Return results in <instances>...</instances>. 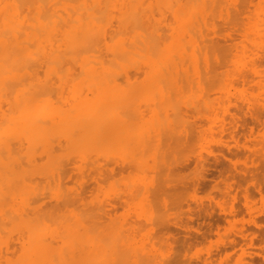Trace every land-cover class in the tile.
Instances as JSON below:
<instances>
[{
	"label": "bare ground",
	"instance_id": "obj_1",
	"mask_svg": "<svg viewBox=\"0 0 264 264\" xmlns=\"http://www.w3.org/2000/svg\"><path fill=\"white\" fill-rule=\"evenodd\" d=\"M256 1L258 3L257 4L255 3L256 4L255 8L251 9L252 11L245 7L248 10H245L243 12L242 10H244V6L243 7L241 6V4H240L241 2L239 0H0V250H2L0 252V264H56V263L60 264L61 259L59 260L57 257H55V256H57V255H55L56 253L53 254L55 250H56V252L58 250H60L59 247L56 248L54 246L55 240L52 241V239H51V238H55L53 236H51V237L48 236V237L50 238L51 242H53V246L55 248V250L52 252L53 255H51L54 257V259H52L53 257L50 258L52 260V263L50 262L51 260L48 261V259H46V254H48V255L50 254V252L46 253V245H47L46 242H50V241H46V239H47L46 233H47L48 229L53 225L55 220L61 219V217H62V215L60 217V214L57 215L58 210H56V208H55L56 204L53 205L52 203H50V204H52L53 207L55 206L54 208L56 210L57 217H54L55 220L53 222L52 221L53 219L48 218V216L46 215L47 214L46 213V203L48 202V201L46 202V196L51 189L49 187H46V183L48 184V182H49L48 181L49 176L53 175L55 172H57V174H58V171H61V170H62L63 174H61V173L60 174L62 176L65 175L64 177H61V178L67 177L68 175H66L65 172H67V171L69 172L68 169H70V167H72V166L66 165V164H71V162H69V156L65 157L68 159L69 163H66V164H64L65 162L62 163L64 160L66 161V159L62 158V156L60 157V160H61V161L59 160L60 162H57V160H55L57 162L56 163L54 161V159H52L53 157L55 158L56 156H57L56 157L57 159L59 157L57 155L58 151L56 152L55 150L59 149L58 146H59L60 142L64 139L67 141L66 143H64L66 145L70 144V145L75 147V145L81 144L82 147L78 148V150H76V152L74 151L73 154L79 155L80 159L82 158L81 161H83V159H87L88 157L90 158V157H92V155L96 156L97 152L100 153V151H101L100 149L102 147L101 144H100L99 151L89 152L93 149H96V147L92 148L90 146H92L93 144H95V146H96V144L98 143V142L96 143L97 139L99 141V140H102L103 137L110 136L108 134H110V133L112 134V132H114V130H115V134L118 133L116 131V129L119 130V133L117 135L120 136L123 132L121 130H124V131L130 130L129 129L130 125H129V127H128V125H125L126 123L128 124V122H130L129 120L135 119L134 121H137V120L139 121L141 119H145L147 115L146 116L141 115V113L143 114L142 110L145 111V107H144V109L141 110L142 112H140V110L137 109L139 107H136L134 105L135 102L133 103V105L130 104L131 101L129 99L132 98L131 100L134 101L133 99H138L140 97V96H138V98H137V96H136V94H138V93H136L137 90L134 87L135 84H138V87L136 86L137 89H141V90H139V92H141L140 95H143L142 89H147V87L145 88L144 86H149V88L151 86H153L152 89L153 88L155 89V87H156L158 90L156 89L157 92L153 91V93L155 92V94L156 93L158 94V97L160 96V99H158V100L160 102H163L162 107L171 108V106H172V109H170L173 111L172 112L173 114H171V115H174L173 116L174 119L173 118L172 119L175 120L176 122L181 121L179 124H181L183 119L185 118L184 117V109L188 108V106H189V105L188 106L186 105L187 107L185 106V108L183 105L180 106L181 103H183V99H181L180 94L182 92H184L185 89H190V88L201 86V88H199V90H200L199 91L200 92L199 97L200 98L199 97H198V99L195 98V99H197L196 102L198 101L197 104L194 105V103H196V102H194V100H193L192 102H194V103L193 104L190 103L191 104L190 106L191 107L194 106V108L197 110V112H198V114L202 120L200 122L209 121L210 123H208V124L210 125V128L212 127V130L215 131V132L213 131V133H215V136L217 134H219L220 137H221L222 133H225V132L228 133L229 131H232L233 128L235 129L237 125L241 126V127L245 126L242 123V121H245L244 117L237 116L235 114L236 110L232 111V108L234 105H237V107L241 108L243 104L242 103H240L241 105L239 104V102H240V100H238L239 97H238V99H237V97H234L236 99H232V97H230V94H231L230 89H227V88L229 85H234L237 88L239 87V85L240 86L241 85L247 86L246 88H248V87L249 88L245 91L246 93L244 96H246L248 103H249V106L251 108V110H250L251 111V113H250L251 118H253L254 120H257V121H261V117H263V116H261V112H259V110H260L259 108L264 109V0H256ZM244 2H247V0L246 1L244 0ZM249 2H251V3L247 2L249 4V7H250V5L254 6V4H252V2H255L254 0H250ZM243 4H246V3H243ZM240 7H242L241 11L244 14L245 13L247 14V12L249 13V10H250V14H251L250 17L245 18V19H247L245 21L242 18L243 22H244V23L242 22V24L240 22L241 18L237 19V17L240 14H242V13H240L241 11H239ZM232 9L235 11V13L236 12L239 13V15H237V17L234 16V12H232L233 11ZM167 14H169V15L167 16ZM217 15H219V17L221 15V18L223 19L226 26L229 25L228 27H231L234 30V32H226V29L223 28L225 31L222 33V31H221L222 27L219 28L221 24L216 23L217 22L216 20L218 18ZM242 16L243 15H241L240 17H242ZM167 17L169 20L167 19ZM242 19H241V21H242ZM166 25H168V26H166ZM166 27H168V29H166ZM221 39H222V41L225 40L224 42H222V44L225 42H228V44H229V42H230L229 45L226 44V45H228L226 50H225V47H224V50H222L223 47L220 48L219 45H218L219 48L217 47V44H220L218 42ZM231 53H233V54H231ZM223 67H225V68L228 67V69H226V72L221 70L222 71L221 73L225 72L224 75L228 76L229 79H231V80L227 81L228 80L227 79L226 81H224V78H221V79H223V83H219L220 81L222 82V80L219 81L220 77L218 79V77L216 75L218 74V72L220 73L219 69L223 68ZM131 73H134V76H135L134 77L135 80H133V82L129 81V80L133 79L131 77ZM70 75H72V76L74 75L76 77H72ZM224 75H222V76H224ZM214 76L216 78H214ZM211 79L216 80V81L218 79V81H217L218 84L217 83L216 84L219 88L222 87V89H219L215 84V87L218 88L217 90L218 91L221 90V92H220L221 95L216 100V101H218L220 99V101L218 102L220 104L218 106V108H221V109H216L217 111L214 110V108H217L216 104L214 103L215 100H214V98L211 99L213 96H211L209 94L210 92H214L213 89L215 88V87H213L215 81L213 82ZM121 80L122 81L126 80L128 82H131L132 84L131 83L130 84L128 83V84H129V86L134 85L133 87L135 88L134 91L136 94L134 93L133 90L131 92V90H129L130 88L129 89L127 88V92H126V90H123V92L125 91L126 93L125 92L124 93L128 94L129 93L128 90H129L130 91V94L128 95L129 97L127 95L123 96L124 93H123V95L121 94L123 96L122 97L120 95V92H121L120 87H122L124 85L122 84ZM207 81H209L208 87L206 86L208 84ZM165 83L170 88H173L171 90H169L170 88L169 89L167 88L168 91H170V92L172 91L171 92L172 94H170L167 91L166 87H164V88L166 89V91L169 94L167 93V95H165L164 92H166V91L163 92V90H165V89L162 87L165 86L164 85ZM210 83L213 86L210 85ZM124 84H125V82H124ZM227 84H229V85H227ZM116 85L120 86V87L117 86L118 90H115L116 88L115 89L110 88V87H112V86L114 87ZM205 86H206V88H205ZM63 88H64V90H63L64 92H62ZM65 88H66V91H65ZM161 88H162V90H161ZM207 88H209L210 92L208 91ZM113 89L115 91H119L118 93L120 96L116 95L117 92H115L114 94L116 95V97H114V94H113L114 90ZM225 90H227V91L225 92ZM189 91H191V90H189ZM160 92L162 93L161 95H160ZM53 93L55 94L54 96H53ZM226 93H227V95H225ZM51 94H52V98L54 97L53 99H55V97L57 99V96L60 98V100H59V98L57 100L58 103L59 102L61 103V104L59 103L60 105L57 104L56 102H55V104L54 103L49 104L48 96ZM111 94H113V96ZM131 94L133 95V97ZM178 95H180V96H178ZM130 96H131V98H130ZM144 96L146 97L147 95H144ZM155 96L156 95L150 96V100L153 99V97L155 98V100H157ZM173 96H175L176 98ZM224 96H226V97H224ZM124 97H125V99H124ZM134 97H136V98H134ZM172 97L175 98L174 101L178 100L177 98L179 97L178 101H179L180 105L176 101L172 102L173 101ZM127 98H129V99H127ZM225 98H226V100L227 99L229 100V101L227 100L229 102V103L227 102L228 105L224 103V102H226ZM143 99L144 98H141L142 103H143ZM128 100H129V102H127ZM139 100L140 99L137 100L138 104H140ZM223 100H225V101H223ZM50 101H52V99ZM155 102H154V104H156ZM212 102H213V104H212ZM127 103H128V105L135 106V109L137 111L139 110L140 117H138L139 116L138 114H137L138 116L133 117L135 115H134L133 111L130 110L131 108L129 109V111L124 108L125 106H128ZM148 103L149 102L147 101V104ZM172 103L173 104L175 103V106H176V104H178V105L176 107H173L174 105ZM124 104H125V106H124ZM144 104H146V103H144ZM150 104L151 103H149V105ZM112 105L114 107H115V105L116 106L119 105L120 107L124 106L123 108L125 109V112L123 111L120 115L118 113H116L119 115L117 117L115 115L116 110L115 111L113 110ZM141 105H143V104H140V107H141ZM257 106H259V108ZM128 107H126V108H128ZM111 108H112V110H111ZM151 108L152 107L148 108V110H151ZM167 108H165V109H167ZM159 109L157 108V110H159ZM235 109H236V107H235ZM121 110H123V109H121ZM185 110H187V109H185ZM190 110H191V108H190ZM110 111L112 114L114 112V115L117 118L113 119V117H112L110 119V117H108L111 114ZM160 111H161V109H160ZM261 111H263V110H261ZM134 112H136V111H134ZM169 112L171 113V111H169ZM165 113L166 112L164 110V114ZM191 113H192V111H191ZM144 114H146V113H144ZM167 114L165 116L162 115V116L166 117V121L168 120L167 117H169L171 119V117H170L171 115H169V113H167ZM187 115H188V113H187ZM130 116H132V117H130ZM143 116H145V118ZM137 117H138V119L136 120ZM160 118H162L161 120L163 121V117L160 116ZM115 119H116L117 123L112 122V120H115ZM236 119L240 122L238 123V121ZM173 120H172L173 123L172 122L171 123H172V125H174V127L182 125V124L178 125V123L176 125V122L174 124ZM234 120L237 121L236 126L232 122ZM110 121L112 123H114L115 125L114 124L111 125ZM131 121H133V120H131ZM138 121L136 122V124L138 123ZM142 122H141V125L143 126ZM184 122H185V119H184ZM187 122H188V120L186 121V123ZM190 122H188V123H190ZM145 123L146 122L144 121V124ZM154 123H155V121H154ZM162 123H163L162 125H164L166 123L164 126L167 125V122L163 121ZM171 123L169 122V125ZM129 124H131V122ZM155 124H157V122ZM134 125L135 124H133V126ZM169 125H167V126H169ZM233 125L235 127H233ZM160 126L161 125L157 124L156 127H160ZM164 126L163 127L161 126V128H160L161 131H164L163 129H165L164 134L169 133L168 138L170 137L169 139H171L170 132L168 131V130L171 131V129H168V127H164ZM183 126H185V125L183 124ZM183 126H181V127L183 128ZM189 126H191V125H189ZM195 126H197V125H195ZM181 127H177L178 131L181 130L180 129ZM186 127H188V125ZM186 127H184V128H186ZM190 128H188V129H190ZM201 128H203V127L201 126ZM131 129H133V127ZM138 129H137V131H138ZM152 129L150 131L151 133L153 132ZM177 129H176V131H177ZM188 129H187V131L191 130V129L190 130H188ZM209 129L207 131H209ZM173 130H174V128H173ZM212 130L210 132H212ZM155 131H156V129L154 130V133H155ZM176 131L174 130V133ZM178 131L176 132L177 135H173L174 137L178 136V134H180V132H178ZM200 131H202V130H200ZM203 131H206V130L203 129ZM157 132L159 133V135H162V133L159 130ZM171 132H173V131H171ZM126 133L127 132H125L124 135H129ZM130 133H132V131ZM143 133L144 134H142V133H135V134H140V135L142 134L141 135V141H140V144L142 146L140 145V147L145 148V146H146V148H147L148 147L147 146L148 145V143H147L148 139L149 138L151 139L152 137H150V136L146 137L145 136V135H147L148 132L144 131ZM182 133H183V131H182ZM135 134H133V135H135ZM117 135H116V137H118ZM155 135L156 134H154V135L151 134V136H155ZM184 135H186V133ZM188 135L186 136V138L188 137ZM201 135H202V132H201ZM213 135L214 134H212L211 136H213ZM219 135H218V137H219ZM122 136H123V134H122ZM122 136H120L118 138H122L123 140H126L125 138H123L124 136L123 137ZM129 136H130L129 137L130 139L131 138L135 139L132 135H129ZM142 136H144V137H142ZM163 136L160 137L159 141H162ZM203 136H205V135H203ZM112 137H113V135H112ZM114 137H115V135H114ZM155 137H157V135ZM155 137L152 140H156ZM209 137H210V135H209ZM61 138H62V140H60ZM145 138H147V139H145ZM56 139H57L58 143H57V141H54ZM136 139H138V138L136 137ZM178 140L179 139H177V141ZM107 141H109V140H107ZM116 141L118 143V141H122V140L118 139ZM127 141L129 142V140H127ZM131 141H132V139L130 140V142ZM157 141L158 140H156V142ZM163 141H164V139H163ZM104 142L105 141L103 140V143ZM123 142L124 141H122V143H121L122 145L121 144H119V145L124 146L126 142L125 143H123ZM171 142H173V141H171ZM54 143L55 144L57 143L58 146L57 145L54 146ZM67 143H69V144H67ZM100 143H101V141H100ZM164 143H166V142H164ZM262 143H264V142H262ZM90 144H92V145H90ZM166 144H168V143H166ZM260 144H261V141L258 145H260ZM107 145H108V143H107ZM109 145L112 146V144H109ZM114 145L117 146L116 144H113V146ZM149 145L153 146V144H149ZM157 145H159V144H157ZM182 145H184V144L182 143ZM182 145H180V146H182ZM72 146H70V147L72 148ZM167 146H165L166 147L165 149L169 148V146L168 147ZM55 147H57V148H55ZM62 147H63V145H62ZM104 147H105V145H103V148ZM64 148H65V145H64ZM67 148H69V147L67 146ZM135 148L133 146V149H135ZM150 148H153L152 150H157V149L159 150V148H160V150H161V148H164V147H163V143H161V145H159V147H157V149H154L155 148L154 146L150 147ZM262 148H264V147H262ZM116 149L118 150V148H116ZM116 149L113 150V152H119V151L121 152L122 151V150L116 151ZM136 149H135V154L137 155L136 152L139 151L140 149H138L137 151H136ZM70 150H74V149H69V151ZM147 150H148V148H147ZM147 150H144V151L146 152ZM158 150H157V152H158L157 155H159L160 152H162V151H158ZM171 150L172 149H170V151ZM111 151H112V149H111ZM111 151H109V153ZM140 151H142V150H140ZM63 152L66 153V150ZM128 152L130 153V151H128ZM147 152L148 153H144V152H142V153H144V155L145 154L147 155L150 153L149 151H147ZM105 153H107V152H105ZM109 153H107V156H110ZM129 153L127 155L128 157H129ZM142 153H139V155ZM55 154H56V156H55ZM58 154H60V153L58 152ZM102 154H103V152H102ZM117 154H119V153H117ZM162 154L163 153H161V155ZM76 155L74 157H77ZM139 155L136 158H138V159L140 158L141 164H137L138 161L137 162L136 161L135 162L130 161L131 164L127 163L128 164L127 168H128V166H131L134 163L135 166H137V167L132 166L131 168H139L140 173L141 172L143 173V171L145 170V174H146V172H147L146 170H148V168H147L148 163L146 162L147 160L144 161L145 157H142L143 160H141L142 158L139 157ZM150 155H151V153L149 155H147L146 157L149 158ZM153 155H155L154 151H153ZM142 156H143V154H142ZM167 156H170V155H167ZM172 156L174 157V155H172ZM172 156H171V158H172ZM111 157H113V156H111ZM117 157L115 158V156H114L113 158L117 159ZM161 157H163V156H161ZM164 157H165V154H164ZM136 158L134 160H137ZM102 159H104V158H102ZM126 159H128V158H126ZM51 160H53V161H51ZM79 160H77V162ZM88 160H87V162H88ZM91 160H92L90 162L91 164H92V162L96 163L95 161H93L92 158H91ZM119 160L121 161V159H119ZM128 160H131V159H128ZM128 160H126V161H128ZM157 160L159 161V163L162 161V159H160V155H159V158ZM157 160H156V162H157ZM107 161H108V164L111 163V161L106 159L105 164H103V166L100 168L101 172H100V169L97 168V170L99 171V173H98L95 170L96 167L94 169L95 172L98 174L103 173L104 175L106 172L110 173L111 171H109V167L106 169V172L103 170V167H104V165L106 166ZM51 162H53V164H51ZM77 162H73V163H77ZM85 162H82V163H85ZM99 162L100 161H97L98 164H100ZM116 162L115 163L113 162V163L118 164ZM150 162H151V160H150ZM170 162H172V161H170ZM145 163H147V164H145ZM167 163H168V161L166 162V164ZM119 164H118V166H121ZM124 164L125 163H123V161H122L123 167H125V165H126V164L125 165ZM162 164L164 165L165 163L157 164V166L161 167ZM62 165H66L69 168H67L66 166H62ZM87 165H89V164L87 163ZM138 165H142V166L145 165L147 167H145L144 170H142L143 169L142 166L139 167ZM159 165H161V166H159ZM82 166H84V165H81V167ZM98 166L100 167L101 165H98ZM166 166H167V170H168L170 167L168 168V164L165 165L164 167L166 168ZM173 166H175V165H173ZM73 167L75 168V170L77 169L75 171L72 168L75 171V174L77 172L80 173L78 171L81 168L80 166H78V167L73 166ZM106 167H104V168H106ZM64 168H66L67 170ZM117 168H119V167H117ZM129 168H128V170H129ZM63 169L66 171L63 172L64 171ZM162 169L163 168H161V170ZM91 170L93 171L92 168H91ZM118 170H120V169H118ZM131 170L132 169H130V171ZM161 170H158V171H160V173H161L162 172ZM70 171H72V170H70ZM88 171H90V170H88ZM122 171L124 172V169ZM133 171L134 170H132V172ZM158 171H155V173ZM164 171H165V169H164ZM166 171H165V173H166ZM83 172H84V169H83ZM83 172H82V174H83ZM85 172H87V171H85ZM148 172H150V171H148ZM152 172H154V171H152ZM172 172L173 171H170V173H172ZM134 173H135V171H134ZM92 174H93V172H92ZM103 174H101V176ZM157 174L159 175V173H157ZM85 175L83 174L80 177H82V176L84 177ZM158 175H155V176H158ZM172 175H174V174H172ZM57 176H55V178ZM46 177L48 178V180H46ZM71 177H72V175H71ZM78 177H75V178H78ZM95 177H99V176H95ZM168 177H166V178H168ZM50 178L54 179V177H52V176ZM91 178H92V176H91ZM95 179L93 181H96ZM160 179H161V177L159 178V181H160ZM63 180H62V182H60L61 184L66 181V178H65L64 182H63ZM69 180H72V179L69 178ZM89 180H90V178H89ZM97 180H98V178H97ZM50 181L54 182L52 179ZM77 181H76V179L73 180V182H77ZM84 181H87V180H83V182ZM100 181H102V180H100ZM127 181H128V179H127ZM164 181H163V186L165 185L164 183L167 182V181L166 182H164ZM155 182H156L155 184L159 183L158 181H155ZM85 183H87V182L81 183V185L82 184L84 185ZM90 183L91 182H89V184L87 183L88 184L87 186L85 184L84 187L82 185L83 188L82 187H80V188H81V191H83V192H78L79 194L75 193V195L76 196L79 195L81 198V195H80L81 193L83 194L84 192H87V191H89V193H90L92 191L90 189V186H89ZM161 183H162V181H161ZM59 184H58V186H59ZM65 184L66 183H64V185ZM119 184H120V181H119ZM126 184L128 185V183H126ZM135 184H133V185L130 184V185L133 188V187H135ZM51 185L54 188L53 184H51ZM75 185H78V184L75 183ZM48 186H49V184H48ZM60 187H62V186L60 185ZM60 187H59V189H60ZM87 187H89L88 190L84 191L87 189ZM46 188H49L48 192H46V190H47ZM80 188L78 186L77 188H74V190L76 191L77 189H80ZM122 188H123V186H122ZM152 188L155 189V187H152ZM55 189H56V187H55ZM95 189H96V187L94 188V190ZM164 189H165V187H164ZM262 189H261V191H262ZM64 190H66V189H64ZM64 190H62L63 194H62V192H59V195L61 194L63 196L62 197L63 199L66 196H67V198H69L72 195V193H74V191H72V193H70V195H68V193H69L68 191H70V189L67 190L68 193H66ZM142 190H143V188H142ZM151 190L152 189L149 188L150 194H151ZM78 191H80V190H78ZM124 191H125V189H124ZM124 191H122V192H124ZM145 191L147 192V189ZM65 193H66V196H65ZM135 193L140 194L141 192L135 191ZM75 195L73 197H75ZM128 195H130V194H128ZM153 195L154 194H152V196ZM82 196L84 197L85 195L83 194ZM114 196H116V195H114ZM96 197H99V196H96ZM96 197H94V198H96ZM121 197L124 198L125 196L123 195ZM136 197H137V195H136ZM49 198H51V197H49ZM71 198L67 199L68 204L65 203V202H67V201H65L66 199H64V201L60 199L61 202L59 204H57V206L58 205L64 206V204H65V207H66V205L69 206L68 208H65L64 211H66V209L71 208L70 203L74 202L73 198H72L73 201L70 200ZM75 198H77V197H75ZM80 198L78 197L77 199H75V201L79 200ZM96 199H98V198H96ZM142 199H144V198H142ZM52 200H54L53 203H56L55 199H52ZM85 200H87V199H85ZM85 200H83L84 202H82V204L85 203ZM105 200H107V199H105ZM113 200L116 201V199H113ZM95 201H97V200H95ZM120 201H121V199H120ZM130 201H133V200L129 199V202ZM111 202H113V201H111ZM159 202H160V199H159ZM74 203H76V202H74ZM74 203L72 205H74ZM80 203H81V201H80ZM93 203H94V201H93ZM124 203H126V202L124 201ZM86 205H84V206H86ZM96 205L93 204V206H96ZM47 206H48V204H47ZM78 206L79 205H77V207ZM109 206L110 205H108V207ZM53 207H51V208H53ZM77 207H75V209L77 211H79L80 208L78 209ZM91 208L93 211L92 215L90 214V212H89L90 215L87 213L90 210V207L88 208L89 210H86L87 211L86 213L88 214V216H90V218L95 217V219H96L95 215L99 211L97 212L96 207H94L96 209V211H95V209H93V207H91ZM97 208H98V210L100 209L99 205ZM226 208H225V210H226ZM60 209L63 210V208H60ZM75 209H72L75 212V213H73V215H76V213H78V212H76ZM102 209H104V204L100 210L103 211ZM62 210H59V211L62 212ZM83 210H85V209H83ZM228 210H230V209L228 208ZM48 211H49V209H48ZM105 211H106V209H105ZM53 212H52V214H54ZM66 212H67L66 215H68L69 212L68 211H66ZM84 212L79 213V214L83 215L82 217H84V215L86 214V213L84 214ZM104 213H106V212H104ZM155 213H156V211H155ZM162 213H160V214H162ZM106 214H108V212ZM156 214H159V213H156ZM56 215H54V216H56ZM73 215H71V217L69 215L68 217L75 219V216L72 217ZM100 215L101 214H99L97 216H99V218H100L101 217ZM108 215L110 216V213ZM104 216H106V215H104ZM109 216H107V217L109 218ZM51 217H53V216H51ZM63 217H64V214H63ZM65 217L67 220L69 219L67 216H65ZM79 218H81V217H79ZM50 219L53 223L50 224V227L48 228V226L46 225V221L49 222ZM88 219L89 218L87 217V221H88ZM156 219H158V218H156ZM92 220H93V218H92ZM94 220H93V222H94ZM112 220L113 219L109 218L108 221L111 222ZM51 221H50V223H51ZM57 221H59V220H57ZM61 221L64 222L63 220H61ZM61 221H60V224L62 223ZM70 221L69 222L66 221L68 223H66L65 225L67 226L68 224H70ZM82 221H80V222L77 221L76 225L78 226V228L80 225L79 223H81ZM95 221L96 222L94 224L96 226L92 222V225L94 227H92V228L90 227L91 229L89 228L88 224H86L88 226V231H90L92 234H94L96 231H98V230H96V228L98 229L100 227V223L103 222V218H102V221L100 223H97L98 222L97 220H95ZM108 221H107V224H104V225H106V226L109 225L110 222L108 223ZM75 222H76V220H73L74 224L71 223V224H73V228H74ZM105 222H103V223H105ZM155 222H156V220H155ZM157 222H158V220H157ZM83 223H84V221H83ZM56 224H58V222ZM56 224H54V225H56ZM98 224H99V227H97ZM146 224H148V223H146ZM146 224L144 222L145 228L147 226ZM61 225L62 226L57 225V227H58L57 229H59V227L60 228L63 227L64 223H62ZM92 225H90V226H92ZM252 225H254V224H252ZM84 226L85 225H83L80 228H83ZM87 226L84 227L85 231H87L86 230ZM109 226L111 227V224ZM109 226H107L108 231H105L103 229L105 226H103L102 229H103V231H105V233H103V232L102 233L104 235H106V234L108 235L109 231H110V233L112 232V229ZM63 228L65 229V226ZM63 228H61V230H64ZM109 228H110V230H109ZM68 229H70V228L68 227ZM93 229L95 230L94 233L92 231ZM105 229H106V227H105ZM52 230H54V229L52 228ZM61 230L59 229V231L62 232V235L60 233V236L62 237L65 233H63V231H61ZM73 230L75 231V229H73ZM149 230H151V229H149ZM81 231H83V229ZM81 231H80V234L83 233L82 234L83 236H84V234H85V236L87 234H89L87 232H81ZM99 231H98V233H99ZM52 232L54 233L55 230ZM70 232H71V230H70ZM70 232L66 233L69 236V238L71 236V234L69 235ZM110 233H109V235H110ZM73 234H75V232ZM80 234L78 233L79 236H80ZM103 234H102V238H103ZM109 235L107 237H109ZM54 236H55V234H54ZM65 236L62 237L65 239V242L63 243L64 247H62L63 253L65 250H67V248H66L67 245H65V243L67 242V244H68L67 240H69V238H67V240H66ZM73 236L74 235H72V237ZM83 236L82 237L80 236V239H75V237H77V236H74V238H72V237L71 238L74 239L73 240L74 242H78L80 240H83V242H87L88 238H85V236H84V239H85L84 240V239H82ZM94 236H95V234L93 235V237L92 236H89V237H90V239H91V237L93 239ZM99 236L101 238V233L99 234ZM119 236H121V235H119ZM119 236H117V237H119ZM122 237H120V241H121V239H123ZM125 237H127V236H125ZM125 237H124V240L126 239ZM128 237H129V235H128ZM100 238H98V239L100 240ZM106 238L105 239L103 238V240H108V238L107 239ZM129 238H131V237H129ZM129 238L127 239L126 242L130 241ZM90 239L88 240L89 241L88 243L93 242ZM138 239H140V238H138ZM76 240H78V241H76ZM93 240H94L93 246L96 245L97 242L99 243V240H97V239H96L97 241H95V239H93ZM59 241L60 240H58V242ZM58 242L56 240L57 244H58ZM101 242H102V239L100 241V245L103 246L105 243H101ZM104 242H106V241H104ZM165 242H167V241H165ZM114 243H115V241L112 242V244H113L112 246H114ZM81 244L83 245V243H81ZM81 244L79 243L77 245V243H76V245L79 247V249H77V250L81 249ZM84 244L86 246L83 245V247L85 248L83 251H86L87 248L89 250V247H90L89 245L91 243L89 245H87L86 243H84ZM108 244H105V245L109 246L111 244V242L109 245ZM68 245L70 246V244H68ZM74 246H75V244H74ZM77 246H76V248H77ZM122 246L124 247L125 245H122ZM122 246H120V244L118 242L116 245V247H117L116 249H118ZM99 247L100 246H98V248ZM69 248H68V250H69ZM76 248H75V252L77 253ZM123 250H125V249H123ZM87 251H86V253H87ZM98 251L99 250H97V253H99V254L101 252L103 253V251H101V252L100 251L98 252ZM69 252L70 251H68V253ZM71 252H73V251H71ZM78 252H80L79 253V257H80L81 251H78ZM120 252L123 253V251H120ZM184 252H185V250H184ZM68 253L65 252V255ZM76 253L74 254V256H76ZM83 253H82V256L86 254V253L85 254H83ZM2 254H4V255H2ZM116 254H117V256L115 255V253H114V256L117 258L118 257L117 251H116ZM124 254H126V253H124ZM124 254L123 255L120 254L121 257L124 256ZM58 255H60V254H58ZM65 255H64V257H65L66 262H64L65 260H62L61 264H64V263L69 264L68 261L69 260L71 261V259H72L71 262L73 264L75 261V260H73V257L67 258L66 257L67 255L66 256ZM101 255H104V253ZM143 255L144 254H142V256ZM68 256H69V254H68ZM94 256H97V255H94ZM134 256H135V254H134ZM180 256H182L181 253H180ZM86 257H88V256H86ZM98 257H101V256H98ZM107 257H109V256L106 255L105 258H107ZM66 258L69 260H67ZM74 258H76V257H74ZM94 258H93V260H91L88 257V259L91 260V261H89V262H91V264H97L98 263V260L97 259L94 260ZM105 258H104V260H105ZM143 258L144 257H142V259ZM154 258H155V256H154ZM125 259L127 260V258H125ZM56 260H57V262H56ZM78 260L79 259H77V262L75 264H78ZM138 260H136V262ZM105 261H107V260H105ZM148 261H146V262L144 261L145 264ZM192 261H193V258H192ZM86 262H87V260H86ZM86 262H85V264H86ZM101 262H99L98 264H101ZM138 262H140V261H138ZM221 262H223V261H221ZM121 263H123V262H121ZM163 263H165V261ZM187 263H185V264H187ZM238 263L239 264H247V261L242 259V260H239ZM81 264H83V262ZM111 264H112V261H111ZM118 264H120V263H118ZM178 264H180V262Z\"/></svg>",
	"mask_w": 264,
	"mask_h": 264
},
{
	"label": "rangeland",
	"instance_id": "obj_2",
	"mask_svg": "<svg viewBox=\"0 0 264 264\" xmlns=\"http://www.w3.org/2000/svg\"><path fill=\"white\" fill-rule=\"evenodd\" d=\"M239 1L241 2L240 3L241 6L242 7L244 6V10H242L243 12L245 10H248V9L251 10V9L255 8V5L258 3L256 0H254L255 2H252V4H254V6L253 5H250V7H249V4L248 3H251V2H249L250 0H247L248 3L247 2H244V0H242V1L239 0ZM243 3H246V4H243ZM242 7H240V10L239 11H241ZM245 7L248 8V9H246ZM250 10H249V13L246 11L247 12V14L245 13L246 15L242 11L240 12V13H242L240 15L237 12H236L237 13L236 14L234 10L232 12H234V16L235 17H237V15H239L238 16L239 18L237 17V19H240V18L242 19L243 18L244 21H245V20H247V19H245L246 17L248 18V17L251 16ZM168 15L169 14H167V16ZM241 15H243V16L240 17ZM217 17L218 18L216 20L217 21L216 23L221 24L219 28L222 27L221 28L222 33L225 31L223 28L226 29V32H234V30L231 27H228L229 25L226 26V24L224 23L223 19L221 18V15H220V17H219V15H217ZM167 19H168V17H167ZM241 19H240V22L242 24L243 19H242V21H241ZM166 26H168V25H166ZM166 29H168V27H166ZM224 41L225 40L222 41V39L219 40L218 43H220L222 46L220 44H217V47L219 45L220 48L223 47L222 50H224V47H225V50H226L227 47H228V45L230 44V42H229V44H228V42H225V43L222 44V42H224ZM226 44H228V45H226ZM231 54H233V53H231ZM228 67H226V68L223 67V68H220L219 69L220 70V73L218 72V74L216 75L218 77V79L220 77L219 81L222 80V82L220 81L219 83H223V79H221V78H224V81H226L227 79H228L227 81L231 80V79H229L228 76L224 75V73L226 72V69H228ZM221 70L222 71H225V72L221 73L222 72ZM222 75H224V76H222ZM70 76H72V75H70ZM72 77H76V76L73 75ZM131 77L133 79L131 78L132 80H129V81L133 82V80H135L134 79V77H135L134 76V73H131ZM214 78H216V77L214 76ZM213 79H211V80L213 82L215 81L214 86L211 83H210V85H212L213 87H215V84L216 83L218 84V82H217L218 79H217V81L216 80H213ZM124 82H125V84H124ZM131 82H128L126 80H123L122 81V84L124 86L120 87L119 85H116L114 87L113 86L110 87L111 89L112 88H114V89L116 88L115 90H118L117 86L120 87V91H121L120 92V95L121 94L123 95V93L125 92V91L123 92V90H126V92H127V88L128 89L130 88L129 90H131V92H132V90L134 91V89L136 88V90L138 91V92L136 91V93H138V94H136L135 91H134V93L136 94L137 98H138V96H140L138 99H140L139 100L140 101V104H143V105H141V107H140V104H138V101H137L138 99H133L134 101H132L131 100L132 99L131 96H130L131 99H129V98H127V99H129L131 101L130 102L131 105H133V103L135 102L134 105L136 107H139L137 109H139L140 112L143 111V114L141 113V115H145V116L147 115L146 118H145V116H143L145 119H141V120H139L140 121L139 122L137 120L138 117H140L139 110L137 111L135 109V106L128 105V103H127V105L129 107L128 106H125V104H124L125 107L124 106L123 107L125 109H127L128 111L131 108L130 110H132L133 113H134V115H135L133 117H136V116L139 115L136 118V120L138 121L139 124L138 123L136 124L137 121H134L135 119H131V120H133V121L129 120L131 122V124H129L130 122H128V124L127 123L125 124V125H128V127L130 125V128H129L130 130H128V131L121 130V131H123L122 134H123L124 137L122 136L121 133H120L121 134L120 136H122L126 140H123L122 138H118V137H120L119 135H117L119 133V130L116 129V131L118 133L115 134V130H114V132H112V134L111 133L108 134L110 136L103 137L102 140H99V141L97 139L96 140V143L97 142L98 143L96 144V146H95V144H93V145L90 144V145H92L90 147H92V148L96 147V149H93V150H91L89 152H93V151H96L97 152V151H99L100 144H101L102 147H101L100 150L103 152V154H102L101 151H100V153L97 152V155L96 156L95 155H92V157H90V158L88 157L87 159H83V161H81L82 158L80 159L79 155L73 154L74 151L76 152V150H78V148L82 147L81 144L75 145V147H74V146L70 145L69 143H67L70 146H72V148H71L69 145L64 144V143L67 142L65 139L64 140H62V138L60 139L62 141L60 142L59 146L57 145V143H58L57 139L54 140V141H57L56 144L54 143V146L57 145L58 148H59V149H57L55 151L56 152L58 151L61 155L58 154V152H57V155L59 156L58 159L56 158L57 157L56 154H55V156H56L55 158L56 159L54 157L52 159H54V161L57 160V162H60L61 161L60 160V157L62 156L63 159H66V161L64 160L62 163L65 162L64 164H66V163L71 162L72 165L71 164H66V165H68V166L70 165L72 167H70V169H68L69 170V172L67 171L68 173L65 172L67 170L66 168H64L66 170L63 169L64 170L63 172H65L66 175H68L67 177H65L67 182L66 181L64 182L65 178H61V177H64L65 176V175L64 176L61 175V174H63L62 173V170L61 171H58V174H57V172H55L53 175H51L52 177H54L55 180L53 178H50L51 176H49V180L46 177V180L49 181L48 182L49 186L46 183V187L51 188L50 189L51 192L49 191V188H46L47 189L46 192L49 191L48 194H47L48 197L46 196V202L47 201L49 202V203L48 202L46 203V213H47L46 215L48 216V218L53 219L52 220L53 222L55 220L54 217H57L58 214H60V217L62 215L61 219H57L56 218L59 221L55 220L54 223L51 221V219L49 220V222L46 221V225L48 226V228L50 227V224L53 223V225L48 229V231L46 233V238H47L46 241H50V242H46V244H47L46 245V253L47 252H50L49 255L46 254V259H48V261L51 260L50 258L53 257L51 255H53V254L56 253L55 255H57V256H55V257H57L59 260L61 259L60 261L62 262V260H65V257H64L65 252L68 253V251H70L68 253L69 256H68V254H66L67 256L66 255L65 256L67 258L68 257L69 258L70 257L71 258L73 257V260H75L73 264H75L77 262V259L80 260V261L78 260V264H81L82 262H83V264H85L86 260H87V262H86V264H87L89 261L93 260L94 257H95L94 260L97 259L98 260V263L102 261L103 263L101 262V264H107L108 262H109L108 264H111V261H112V264H118V263H120V264H145V262L148 261V260L149 261L146 264H158V263L159 264H171V263L172 264H175V263L178 264L179 262H180V264H185L187 262H188L187 264H198V263L199 264H220V263L221 264H239L238 261L239 260H242V259L243 260H246L247 261V264H264V148H262V147H264V143H262V142H264V124H263L264 123V109L263 108H259V106H257L260 109L259 112H261V116H263V117H261V121L262 122L261 121L254 120L253 118H251V115H250L251 108L249 106V103H248V100H247L246 96H244L245 93H246L245 91L249 87L246 88L247 86H242V85L240 86L239 85V87L237 88L234 85L227 84V85H229L227 89H230V92H231L230 97H232V99H236L234 97H237V99H238V97H239V99H238V100H240L239 104L240 103L243 104L241 108L237 107V105H234V106L232 105L233 106L232 111H235L236 110L235 111V114L237 116L244 117V120L245 121H242V123L245 126H243V127L238 126L237 125V121L238 120L236 119L237 121H235V120L232 121L235 126L237 125L236 128L235 129L233 128V130L231 129L232 131H229L228 133L225 132L226 134L225 133H222L223 135L221 134V137H220L219 134H217L216 135L217 137L219 135V137H218L219 139H218L215 136V133H213L214 130H212V127L210 128V125L208 124L210 122L209 121L200 122L202 120H201V118H200L197 110L194 108V106H192L193 108L190 106L191 104H193L194 102H196V100L198 99V97L200 95L199 88H201V86L194 87V88H190L189 87L190 89H185V91L180 94L181 95V99H183V103H181V105H180V103L178 101L179 100V97L177 98L178 100H175L176 102H178V104L180 106L183 105L184 108H185L186 105L187 106L189 105L188 108H185L187 110L184 109V117H185L184 119H185V122H184V119H183V121L181 123L182 125H181V124H179L181 121H177L176 122L175 120H173L174 119V117H173L174 115H171V114H173L172 113L173 111L170 110V109H172V106H171V108L162 107L163 102H160L158 100V99H160V96L158 97V94L157 93L156 94H155V92L153 93V91H156L157 92V90H158L155 86H154L155 89L154 88L152 89L153 86L150 87L151 89L149 88V86H144L145 88L147 87V89H142V94L143 95H140L141 92H139V90H141V89H137L138 84H135L134 83L135 84V86L133 85L135 87L134 88L132 85L129 86V84ZM208 82L209 81H207V83ZM217 84H216V86H217ZM164 85L165 86L162 85L163 86L162 88H164V87H166V89L167 88L168 89L170 88L169 86H167L166 83ZM208 85H209V83L206 86L208 87ZM206 86H205V88H206ZM217 87H215L213 89L214 92H210L209 91V88H207L208 91L210 92L209 94L211 96H213L211 99L214 98L215 102L214 101L213 102L217 106V108H214V110L221 109V108H218V106L220 105L218 103L220 101V99L218 101H216L217 98L221 95V93H220L221 90L218 91L217 89L219 87L218 88ZM162 88H161V90H162ZM166 89L163 90V92L166 91ZM168 89H167V91H168ZM171 89H173V88H170L169 90H171ZM219 89H222V87L219 88ZM63 90H64V88L62 89V92H64ZM115 90L113 91V94L115 92H117L116 95H119V93H118L119 91H115ZM129 90H128L129 93L128 94H125L126 93L125 92L123 96H126V95L128 96L130 94V91ZM189 90H191V91H189ZM65 91H66V88H65ZM167 91L164 92L165 95H167L168 92L170 94H172L171 93L172 91L171 92L170 91L167 92ZM226 91L227 90H225V92ZM161 92H160V95L162 94ZM227 93L225 95H227ZM113 94H111V95L113 96ZM54 95L55 94L53 93V96ZM116 95L114 94V97H116ZM144 95H147V96L145 97ZM152 95L153 96L156 95L155 97H156L157 100H155L154 97H153V99L150 100V96H152ZM180 95H178V96H180ZM132 97H133V95H132ZM173 97H175V96H173ZM224 97H226V96H224ZM48 98L50 100L52 99V101H50L48 99L49 104H53V103L55 104V102L57 104L60 103V102L58 103V101H57L58 98H59L58 96H57V99H56V97H55V99H53L54 97L52 98V94H51V95L48 96ZM134 98H136V97H134ZM141 98H144L143 99V103L141 101ZM175 98H173V101L172 102H175L174 101ZM195 98H197V99H195ZM124 99H125V97H124ZM59 100H60V98H59ZM129 100L127 102H129ZM193 100H194V102H192ZM225 100H226V98H225ZM225 100H223V101H225ZM227 100L224 103L228 105V103H229L228 101L229 100L228 101ZM147 101L149 103H151V104L150 105H149V103L147 104ZM154 102L156 104H154ZM197 102L194 103V105L197 104ZM213 102H212V104H213ZM144 103H146V104H144ZM178 104H176V106ZM173 105H174L173 107H176L175 106V103ZM123 107H120L119 105L118 106L115 105V107H114L112 105L113 110L114 111L116 110L115 115L117 117L123 111L125 112V109ZM126 107H128V108H126ZM144 107H145V111L142 110V109H144ZM150 107H152L151 110H148V108H150ZM189 107L191 108V110H190ZM235 107H236V109H235ZM112 108H111V110H112ZM120 108L123 109V110H121ZM157 108L158 109L160 108L161 111H160V109L157 110ZM165 108H167V109H165ZM163 109L166 112L165 114H164V110ZM261 110H263V111H261ZM134 111H136V112H134ZM169 111H171V113ZM191 111H192V113H191ZM110 113H111V111H110ZM116 113H118L119 115L116 114ZM144 113H146V114H144ZM167 113H169V115H171L170 116L171 119L169 117H167L168 120L166 121V117H164V116ZM187 113H188V115H187ZM115 115H114V112H113V114L111 113L108 117H110V119L112 117H113V119L114 118H117ZM162 115H164V116H162ZM160 116L163 117V121L164 122H167V125H169V122L171 123L172 120H173L174 121V124L176 122V125L178 123V125L183 126V124H184L185 126H183V128L181 126H175L176 127L175 128L174 125H172L173 122L169 126H167V125L164 126L166 123L164 125H162L163 124L162 123L163 121L161 120L162 118H160ZM130 117H132V116H130ZM186 119L188 120V122L191 121L190 122L191 124L188 123V122H187L188 123L187 124L186 123V121H187ZM144 121L147 124L146 123L144 124ZM154 121H155V123L157 122V124L161 125L162 127L163 126L164 127H168V129H171V131H173V132H171L170 130H168L170 132L171 139H169L170 137L168 138V134L169 133L167 131L166 132L168 134H166V133L164 134L165 129L162 128L164 131H161V129H160L161 126L160 127H156L157 124H155ZM112 122L115 123L116 122V119L115 120H112ZM112 122L110 123L111 125L114 124ZM141 122H142L143 126L141 125ZM239 122L240 121H238V123ZM133 124H135V125L133 126ZM194 124L197 125V126H195ZM187 125H188V127H186ZM189 125H191V126H189ZM234 125H233V127H235ZM201 126L203 128H201ZM132 127H133V129H131ZM135 127L137 129L139 128L138 131H137V129ZM177 127H181L180 128L181 130L179 129L180 131H178ZM184 127H186V128H184ZM173 128H174L175 131L177 129V131L180 132V134L182 133V131H183V133L185 132L186 135H184L185 133L184 134L182 133L181 135L178 134V136H175L174 137L173 135H177L176 134L177 131L174 133ZM188 128H190L191 130L188 129ZM151 129L153 130L152 133L150 132ZM155 129H156V131L154 133V130ZM187 129L190 130V131H187ZM203 129L206 130V131H203ZM208 129H209V131H207ZM158 130L162 133V135H159V133L157 132ZM200 130H202V131H200ZM211 130H212V132H210ZM131 131H132V133H130ZM144 131L149 133V134L147 133V135H145L146 137L147 136L152 137L151 139L148 137L149 138L148 139V142H147L148 143V145H147L148 146L147 147L148 150H147L146 146H145V148L140 147V145H141L140 144L141 135L144 134L143 133ZM125 132H127L126 134L132 135L135 139L137 137L138 138V139H136L137 141L135 139L131 138L133 142L132 141L130 142V140H131L129 138L130 136L129 135H124ZM201 132H202V135H201ZM135 133H142V134L140 135V134H135ZM133 134H135L136 136L133 135ZM151 134L152 135L156 134L157 137H155L156 135L155 136H151ZM212 134H214V135L211 136ZM112 135H113V137L115 135V137L113 138ZM116 135L118 137H116ZM187 135H188V137L186 138ZM203 135H205V136H203ZM209 135H210V137H209ZM161 136H163L162 137V141H159ZM142 137H144V136H142ZM154 137H155L156 140H158L157 142H156V140H152V139H154ZM118 139H121L122 141H124L123 143L126 142L125 145L124 146H121L122 145L121 144L122 141H118V143H117L116 140H118ZM145 139H147V138H145ZM163 139H164V141H163ZM177 139H179L178 140L179 142L177 141ZM103 140L105 141L104 143H103ZM107 140H109V141H107ZM127 140H129V142ZM100 141H101V143H100ZM171 141H173V142H171ZM260 141H261V144L262 145L261 144L258 145L260 143ZM164 142H166L168 144H166ZM107 143H108V145H107ZM161 143H163V147L164 148H161V150L159 148V150H158L157 147H159V145H161ZM182 143L184 145H182ZM109 144H112V146L109 145ZM113 144H116L117 146H115V145L113 146ZM119 144H121V145H119ZM149 144H153V146L155 147L154 149H157L158 151H162L159 154L160 155V159H162V161L160 163H165V164L164 165L162 164V166L159 165L161 167H158L157 166V164H160L159 161L157 160L159 158V155H157L158 154L157 150H152L153 148H150V147H153V146L152 145L150 146ZM157 144H159V145H157ZM62 145H63V147H62ZM64 145H65V148H64ZM103 145H105V147H104L105 149L103 148ZM164 145L165 146L168 145L169 146V148H168L169 150L168 149H165L166 147ZM180 145H182V146H180ZM67 146L69 148H67ZM133 146H134V148L135 147L137 148V149L135 148L136 151L138 149H140L142 151H140V150L137 151L136 152L137 155H136L135 154V149H133ZM55 148H57V147H55ZM116 148H118V150ZM64 149L66 150V153L63 152V151H65ZM69 149H74V150H70L69 151ZM111 149H112V151H111ZM115 149H116V151L122 150L121 152L123 154L120 151L119 152H113V150H115ZM170 149H172V150L170 151ZM144 150H147V151H149L151 153V155L149 156L150 159L148 157H146L150 153L147 154V155L146 154L144 155V153H148L147 151L145 152ZM109 151H111V152L109 153ZM128 151H130V153ZM153 151H154V154L155 155H153ZM105 152L109 153L110 156H107V153H105ZM142 152H144V153H142ZM117 153H119V154H117ZM128 153H129V157L127 156ZM139 153H142L143 156H142V154L139 155ZM161 153H163V154L161 155ZM164 154H165V157H164ZM75 155L77 157H74ZM138 155L141 158L142 157H145L144 158V161L147 160L146 162L148 163V167L145 166V165L144 166L138 165L139 167L142 166V168H143L142 170H144L145 167L148 168V170H146L147 171L146 174H145V170L143 171V173L142 172L140 173L139 168H131L132 166L137 167V166H135L134 163H133L134 165L132 164L131 166H128V168L130 167L129 170L127 168V165H128L127 163H130L131 164V162H135V161L137 162L138 161L137 164H141L140 163V158L139 159L136 158ZM167 155H170V156H167ZM172 155H174V157ZM68 156H69V162H68V159L65 158V157H68ZM111 156H113V157L115 156V158L117 156L118 157H117V159H115V158H113ZM161 156H163V157H161ZM171 156H172V158H171ZM91 158L96 163L92 162V164H91L90 163L92 161ZM102 158H104V159H102ZM126 158L131 159V160H128ZM135 158L137 160H134ZM106 159L109 160V161H111L112 164L111 163L108 164V161H107V163H106V166L107 167L104 165V167H106V168L103 167V170L106 172V169L109 167V171H111V172L110 173L109 172L108 173L106 172L105 175L103 173L98 174L99 171L97 170V168L100 169L103 166V164H105ZM119 159H121V161ZM77 160H79V161L77 162ZM87 160H88V162H87ZM126 160H128V161H126ZM141 160H143V158ZM150 160H151V162H150ZM156 160H157V162H156ZM51 161H53V160H51ZM97 161H100L99 162L100 164H98ZM122 161H123V163L126 164V165L124 164L125 167H123ZM167 161H168V163H167L168 164V168L170 167L168 170H167V166H166V168L164 167L165 165H167L166 164ZM170 161H172V162H170ZM73 162H77V163H73ZM82 162H85V163H82ZM113 162L114 163L116 162L118 164L120 163L119 165H121V166H118V164H114ZM87 163L89 165H87ZM147 163H145V164H147ZM51 164H53V162H51ZM66 165H62V166H66ZM81 165H84V166L81 167ZM98 165H101V166L99 167ZM173 165H175V166H173ZM73 166H77V167L80 166L81 168L79 167L80 169L78 170L80 173L77 172L75 174V171L77 169L75 170V168ZM95 167H96V169H95ZM115 167L116 168L119 167V168L116 169ZM67 168H69V167H67ZM91 168L93 169V171L91 170ZM122 168L124 169V172L122 171L123 170ZM161 168H163V169L161 170ZM83 169H84V172H83ZM94 169L98 173H96ZM118 169H120V170H118ZM130 169L134 170L135 173H134V171L132 172V170L130 171ZM135 169L136 170L138 169L137 171L140 174ZM164 169H165V171L167 170L166 173H165ZM70 170H72V171H70ZM88 170H90L91 172L88 171ZM158 170H161L162 172L160 173V171H158ZM85 171H87L88 173L90 172V173L88 174ZM148 171H150V172H148ZM152 171H154V172H152ZM155 171H158V172L155 173ZM170 171H173V172L170 173ZM82 172H83L84 175L86 173L87 174L84 177L83 176L80 177L81 175H83ZM92 172H93V174H92ZM100 172H101V169H100ZM157 173H159V175ZM78 174L79 175L81 174V175L79 176ZM101 174H103V175L101 176ZM172 174H174V175H172ZM54 175L57 176V177L55 178ZM71 175H72V177H71ZM94 175L95 176H99L100 178L99 177H95ZM155 175H158V176H155ZM91 176H92V178H91ZM75 177H78L79 179L80 178L81 179L79 180L78 178H75ZM160 177H161V179L159 181V178ZM166 177H168V178H166ZM69 178L72 179V180H69ZM73 178L76 179V181L77 180L78 181L77 182H73V180H74ZM89 178H90V180H89ZM97 178H98V180H97ZM51 179L54 182L50 181ZM61 179L62 180L64 179L63 182L66 183L65 185H64V183H62L63 185L60 183V182H62ZM94 179L96 181H93ZM127 179H128V181H127ZM83 180H87V181H84V182H87L88 184H89V182H91L89 186H90V189L92 191L89 193V191H87L89 187H87V189L84 190V191H87V192H84L83 193L85 196L83 197L82 196L83 194L81 193L80 194L81 195V198H80V196L79 195L76 196L75 193L77 194L78 192H83V191H81V188H80L83 185V184L81 185V183H84ZM100 180H102V181H100ZM119 181H120V184L121 185L119 184ZM155 181H158L159 183L155 184L156 183ZM161 181H162V183H161ZM163 181L164 182L167 181L166 183H164L165 184L164 186H163ZM75 183H77L78 185H75ZM87 183H85L86 186L88 185ZM126 183H128V185ZM51 184H53L54 188L52 187ZM58 184H59V186H58ZM85 184L83 185V187L85 186ZM130 184L131 185L135 184V187L132 188V186ZM60 185L63 188L60 187ZM78 186H79L80 189H77L75 191L74 188H77ZM122 186L125 189V191L122 188ZM55 187H56V189H55ZM59 187H60L61 190L59 189ZM95 187H96V189L94 190ZM152 187H155L156 190L154 188H152ZM164 187H165V189H164ZM142 188H143V190H142ZM149 188L152 189L151 190V194L149 192ZM64 189H66V190H64ZM69 189H70V191H68L69 192L68 193L67 190H69ZM146 189H147V192L145 191ZM261 189H262V191H261ZM62 190H64L66 193H68V195H70V193H72V191H74V193H72V195L70 197L69 196L68 197L69 198L72 197L73 200H74V202H76V203H74V202L70 203L71 208L66 209V211L69 212L68 215H66L67 212L64 211V210H65V208H68L69 206L66 205V207H65V204H64V206H60V205L57 206V204H59L61 202V200L64 201V199H66L65 201H67V199H69V198H67L66 193H65V196L66 197H64V199L62 198L63 196L61 194L59 195V192H62V194H63V191ZM78 190H80V191H78ZM134 190L136 192H141V193L140 194L139 193L136 194ZM122 191H124V192H122ZM73 194L75 195V197H77V198L79 197L81 200L80 199L77 200L78 202L75 201V199H77V198L73 197L74 196ZM128 194H130V195H128ZM152 194H154V195L152 196ZM114 195H116V196H114ZM123 195L125 196L124 198L121 197ZM136 195H137V197H136ZM96 196H99L100 198L99 197H96ZM49 197H51V198H49ZM94 197H96L98 199H96ZM72 198L70 200H72ZM142 198H144V199H142ZM158 198L160 199V202H159V199ZM52 199H55V202L56 203H53L54 200H52ZM82 199L83 200H85V199L88 200L89 199V200L88 201L85 200V203L82 204V202H84ZM105 199H107V200H105ZM113 199H116V201L113 200ZM120 199H121L122 202L120 201ZM129 199L130 200H133V201H130L129 202ZM95 200H97V201H95ZM80 201H81V203H80ZM93 201H94V203H93ZM111 201H113V202H111ZM124 201L127 204L124 203ZM50 203H52L53 205L56 204V207L55 206L54 207L56 208V210H58L57 211L58 212L57 215H56L55 208ZM65 203L68 204V201L65 202ZM73 203H74V205H72ZM92 203L94 205H96V204L97 205L96 206H93ZM47 204H48V206H47ZM103 204H104V209H102L103 211H101L100 209L103 207ZM77 205H79V206L77 207ZM84 205H86V206H84ZM98 205H99V208H100L99 210L97 208ZM108 205H110V206L108 207ZM50 206L53 207L54 209L51 208ZM57 207L58 208L59 207L60 208H63V210L60 209V208L58 209ZM75 207H77L78 209L80 208L79 211H77L75 209ZM89 207H90V210L88 209ZM91 207H93V209H95L94 207H96L97 212L99 211L98 213L101 214L100 215L101 216L100 218H99V216H97V215H99L98 213H96V215L94 214L96 216V219H95V217H92L91 216L93 218V220L95 219V220L98 221L97 223H100L102 221V218H103V222H105L107 219L109 220V218L110 219H113L111 222L107 220L108 223L110 222L111 227L109 226L110 224L107 225V226H109L112 229V232L111 233L109 231L110 235L108 233L109 237H107L108 236L107 234H106L107 236L103 234V233H105V231H108L107 230L108 227L106 225H104V224H107V221L105 223L101 222L100 223V227H99V224H98L97 227H99V228L98 229L96 228V230H98V231L100 230L99 233H98V231H96L97 233L96 232L94 233L95 230L94 229L92 230L93 233L95 234V236L93 238V239H95V241L99 240L98 239V238H100L99 234L101 233V238L99 240V243L97 242L96 245H94V246H93L94 240L92 239V237H93L94 234H92L90 231H88V226H89V228L90 227L91 228L94 227L92 225V222H93L92 218H90V216H88L89 212L92 215V212L93 211H92V208ZM225 208H226V210H225ZM228 208L230 210H228ZM48 209H49V211H48ZM72 209H75L76 212H78V213H76V215H73V213H75V212ZM83 209H85V210H83ZM96 209H95V211H96ZM105 209H106V211H105ZM59 210H62V212L59 211ZM86 210H89V211L87 212ZM51 211L52 212L54 211L53 212L54 214H52ZM155 211H156V213H159V214H156ZM83 212H84V214L86 212L88 214L86 213L84 215V217H82L83 215H80L79 213H83ZM104 212H106V213L108 212V214L110 213V216L108 214L104 213ZM160 213H162V214H160ZM63 214H64V217L65 216L68 217L69 215L71 217V215H73L72 217L75 216V219H72V218H69L68 217L69 219L67 220L66 217L65 218L63 217ZM54 215H56V216H54ZM104 215H106V216H104ZM51 216H53V217H51ZM107 216H109V218ZM79 217H81V218H79ZM87 217L89 218L88 221H87ZM156 218H158V219H156ZM81 219L84 221V223H83V221ZM61 220H63L64 222H62ZM73 220H76L75 225H74V228H73V224H74L73 223ZM95 220H94L93 224L96 222ZM155 220H156V222L158 220V222L156 223ZM50 221H51V223H50ZM60 221L62 223H64L63 227L65 226V229L63 227H61V228H63L64 230H61L60 227H59V229L61 231H63V233H65L62 237H64L66 235L65 236L66 240H67V238H69V236L66 233L70 232V230H71V232L69 233V235L71 234V236H70L69 240H67L68 241V244H70V246L67 244V242L65 243V245H67V247H66L67 250H65L64 253H63V250H62L63 248L62 247H64L63 246V243L65 242V239L60 236V233L62 235V232H60L59 229H57L58 228L57 225L62 226L61 225L62 223L60 224ZM66 221H68V222L70 221V224H68L67 226L65 225L66 223H68ZM77 221H79V222L82 221L81 223H79L80 224L79 225V228L76 225ZM57 222H58V224H56ZM144 222H145V224L148 223V224H146L147 225L146 228H145ZM71 223H73V224H71ZM251 223L254 224V225H252ZM54 224H56V225H54ZM86 224H88V226ZM101 224L103 226H105L106 229H105V227L103 228V226ZM83 225L87 226L86 227L87 228L86 229L87 231L84 230V227L85 226L83 228H80ZM90 225H92V226H90ZM68 227L70 229H68ZM52 228L55 230L54 233L52 232V231H54V230H52ZM102 228L105 231H103ZM110 228H109V230H110ZM73 229H75V231ZM78 229L80 231L83 229V231H81V232H87V233H89L86 236L84 234V236H85V238H88V240L90 239L89 236H92L90 240H92L93 242H90L91 244L88 243L89 242L88 240H87V242H83V240H80V241L76 240L78 242H74L73 241L74 239H72V238H74V236H77V237H75V239H80V236L81 237L83 236L82 235L83 233L80 234V231ZM149 229H151V230H149ZM74 232H75V234H73ZM78 233L80 234V236L78 235ZM54 234H55V236H54ZM102 234H103V238L104 239L107 237L108 240L110 239L111 241L110 240L109 241L108 240H103ZM118 234L121 235V236H119ZM72 235H74V236L72 237ZM128 235L131 238H129ZM48 236L55 237V238H51V239H52V241L55 240V243H54L55 245L54 246L56 248L59 247L60 250L57 249L58 251L56 252V250H55V248L53 246V242H51V240H50V238ZM84 236H83L82 239H84ZM117 236H119V237H117ZM125 236H127V237H125ZM120 237L123 238V239H121V241H120ZM124 237L126 238L125 240H124ZM128 238H129L130 241L128 240L129 242H126ZM138 238H140V239H138ZM101 239H102V242L101 243H105V244H108L109 243L110 244V242H111V244L110 245L108 244L109 246H106L105 244H104L105 246L104 245L102 246V245H100ZM56 240H57V242H58V240H60L58 242V244L56 243ZM116 240L119 242L120 246H122V245H125V246L124 247L122 246V247L118 248L119 250L116 249L117 248L116 245L118 243ZM164 240L167 241V242H165ZM104 241H106V242H104ZM114 241H115L114 246H112L113 245L112 242H114ZM73 243L75 244V246H74ZM76 243H77V245L79 243L80 244L83 243V245H85L84 243H86L87 245L90 244L89 245L90 246L89 247V250H88V248L86 249V251L88 250L87 253H86V251H83L85 248L83 247L82 244H81V249L80 250H77V249H79V247L76 245ZM76 246H77V248H76ZM98 246H100V247L98 248ZM68 248H69V250H68ZM75 248H76L77 253L75 252ZM123 249H125V250H123ZM97 250H99L100 252L103 251L104 255H101V254H103L102 252L100 254L97 253ZM184 250H185V252H184ZM1 251L2 250H0V252ZM53 251H54V253L52 254ZM71 251H73L74 253L71 252ZM78 251H81L80 257H79V253L80 252H78ZM116 251L118 253V257L119 258L118 257L116 258L114 256V253L117 256ZM120 251H123V253L120 252ZM75 253H76V256H74ZM82 253L83 254L86 253V254L82 256ZM124 253H126V254H124ZM180 253H181L182 256H180ZM58 254H60V255H58ZM120 254L121 255L124 254V256L121 257ZM134 254H135V256H134ZM142 254H144V255L142 256ZM2 255H4V254H2ZM94 255H97V256H94ZM106 255L109 256L110 258L109 257L105 258ZM86 256H88L89 259H91V260H89L88 257H86ZM98 256H101V257H98ZM154 256H155V258H154ZM74 257H76V258H74ZM142 257H144V258L142 259ZM104 258L107 261H105ZM125 258H127V260ZM192 258H193V261H192ZM52 259H54V257ZM135 259L136 260L139 259L138 261H140V262H138V261L136 262ZM57 260H56V262H57ZM67 260H69V259H67ZM71 261H72V259H71ZM71 261L70 260L68 261L69 264H72ZM162 261L163 262L165 261V263H163ZM221 261H223V262H221ZM50 262L52 263V260ZM61 262H60V264H61ZM64 262H66V260ZM121 262H123V263H121ZM88 264H91V262H89Z\"/></svg>",
	"mask_w": 264,
	"mask_h": 264
}]
</instances>
